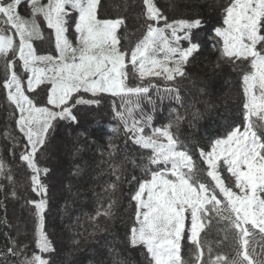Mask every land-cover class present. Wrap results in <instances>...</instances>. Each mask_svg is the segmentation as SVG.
I'll return each instance as SVG.
<instances>
[{
  "label": "snow or ice",
  "instance_id": "1",
  "mask_svg": "<svg viewBox=\"0 0 264 264\" xmlns=\"http://www.w3.org/2000/svg\"><path fill=\"white\" fill-rule=\"evenodd\" d=\"M22 7L27 16L21 14ZM180 7L173 5L174 10ZM100 8L101 0H0V90L18 113L15 127L22 139L13 137L14 149L22 146L19 160L31 173V192L40 197L25 201L32 212L38 252L27 255V245L10 239L11 246L0 256L6 264H54L56 248L46 233L48 187L41 178L50 170L40 166L39 158L62 122L79 129L77 142H87L89 129L82 126L79 106H98L107 95L120 101H113V113L139 157V163H132L143 171V177L132 175L129 181L134 224L125 234V244L139 249L145 264H264V0H227L222 25L209 29L220 60L242 73L243 119L239 126L229 123L223 134L196 146L205 168L198 166L192 148L181 139L184 117L175 108L169 111L175 118L166 124L154 126L153 117L157 101L161 112L165 100L183 105L179 85L191 78L187 69L203 50L200 32L205 20L198 12L170 16L157 0H141V36L125 46L120 32L126 18H101ZM42 24L50 30V49L43 54L33 44L44 39ZM150 78L162 79L165 86ZM211 86L206 81L201 91L208 94ZM109 148L110 157L119 154L115 145ZM127 161L126 155L112 165L117 182ZM72 174H80L79 165ZM0 176L13 186L10 195L16 198L17 184L3 161ZM117 182L106 186L109 202L104 208L101 198L92 221L114 218ZM217 224H223V239H231L234 255L214 254L203 238ZM94 229L107 231L98 223Z\"/></svg>",
  "mask_w": 264,
  "mask_h": 264
},
{
  "label": "trees",
  "instance_id": "2",
  "mask_svg": "<svg viewBox=\"0 0 264 264\" xmlns=\"http://www.w3.org/2000/svg\"><path fill=\"white\" fill-rule=\"evenodd\" d=\"M225 1L157 0L158 6L164 12L165 8L170 10L171 4L179 3L181 7L176 13H173L174 8L169 12L173 15H179L180 11L186 14L198 12L206 22V27L200 32L201 39L205 41L203 50L188 69L193 67L190 71L192 76L199 75L204 83L210 81L212 85L208 89L210 91L208 94H200L204 93L201 91L203 82L188 86L180 84L179 92L183 105L174 100H165L161 112L159 110L161 106L157 101L158 108L153 113L154 126L166 124L169 118L174 119L176 113H172L169 117V111L173 108L184 117L179 124L180 136L192 148L193 158L201 168L206 166L200 161L196 146L207 144L209 136L216 138L217 135L223 134L225 125L229 123L239 126L243 119L240 111L242 104L239 102L242 73L233 71L232 65L220 60L219 53L213 47L215 40L210 39L209 29L220 26L222 23V5L227 3ZM140 5L141 0H101L99 10L101 18H113V15L117 14L116 9H119L121 13L114 18H126V26L120 32L125 46L134 45L141 36ZM217 64H220L219 68ZM3 72V63L0 62V77L3 76ZM150 79L161 87L165 86L166 82L162 79ZM228 79L233 81L232 94L235 98H231L234 96L230 94L226 96L223 90ZM199 96L201 97L198 98ZM116 100L119 105V99L116 98ZM227 103L228 108L225 107ZM221 105L224 109H216ZM93 106L95 107L84 106L78 112L79 116L83 117L82 126L86 125L89 129L90 138L87 142L83 138L77 142L75 137L79 129L75 125H69L68 122H62L54 133L47 151L39 158L40 166L50 170L47 175L42 174L41 178L48 187L49 196L46 233L56 248L51 258L54 264H96L97 260H103V264H114V262L115 264H145L142 252L139 249H130L124 242L126 232L134 224L133 206L130 203V196L134 189L129 181L132 175L138 178L143 177L142 169L135 167L132 163V161L139 163V157L131 141L127 140L123 125L115 117L113 109L106 108L102 104ZM197 107L200 108L199 111ZM146 110H149L147 106ZM194 113L198 115L194 116ZM16 117L18 113H14V106L8 104L4 91L0 90V161L7 165V170L11 172L17 184V197L13 198L10 195L13 186L4 176H0V251H6L7 247L11 246L10 239H15L19 245H27L26 254L31 255L33 251L38 252L34 246L33 233L19 235L17 226L20 225L18 224L20 219L32 221V212L30 206L25 203L26 199L40 197L31 192L29 181L31 173L19 160L22 146L14 149L13 137L15 140L22 139V134L15 127ZM65 128L70 129V137H67ZM126 142L127 147H125ZM61 143L63 146L60 147ZM56 144L58 145L54 149ZM110 144L115 145V148L119 150L118 155L116 153H113L112 157L108 155L111 151ZM74 147L78 151L73 152ZM126 155L128 161L123 164L124 171L120 181L117 182L112 165L123 162ZM49 157H53L54 164L47 160ZM42 161L44 164L41 163ZM77 165L80 167V174L74 176L72 170ZM222 175L228 174L224 172ZM112 182H117L118 187L114 196L119 201L114 218L107 219L101 216L96 221H92L90 217L95 216L97 209L101 206V198H103V207H107L109 197L105 193V188ZM57 222H60V225H55ZM97 223L105 227L107 231H96L94 225ZM222 228L223 224H217L202 236L212 246L214 254L232 256L234 251L231 239L227 241L223 239ZM91 233L94 234L90 235ZM217 241L222 243L217 244ZM110 248L113 249L112 254H109ZM99 252H103L102 257L98 255ZM183 254L185 259L189 258L187 247L183 249ZM44 256L48 258L49 254ZM205 258H207V251ZM11 259L10 257L9 261ZM0 264H6L2 256H0Z\"/></svg>",
  "mask_w": 264,
  "mask_h": 264
},
{
  "label": "rangeland",
  "instance_id": "3",
  "mask_svg": "<svg viewBox=\"0 0 264 264\" xmlns=\"http://www.w3.org/2000/svg\"><path fill=\"white\" fill-rule=\"evenodd\" d=\"M47 1H45V0H41V3H46ZM225 2H227V0L225 1ZM171 6H173L172 4L170 5V10L173 8V7H171ZM166 7V6H165ZM117 11V14L115 13L114 15H113V18L111 17V18H104V19H115L114 17H117V15L118 14H120L121 13V11L119 10V9H116ZM165 10V13H167V14H169L170 16H172L173 15V13H176L177 12V9L176 10H174L175 12H169L168 11V9H164ZM20 12H21V14L22 15H25V16H27L28 15V11H27V8L26 7H22L21 9H20ZM181 12V11H180ZM218 12H221V11H218ZM206 19V18H205ZM222 21V20H221ZM221 25H222V23H221ZM220 25V26H221ZM42 30H43V34H44V39H43V41H41V40H34L33 41V44H34V47H36L37 49H39L40 51H41V53L43 54V53H46V52H48L49 51V49H50V45H49V42H48V33H49V31L50 30H47L46 29V25H43L42 24ZM69 38L70 39H72L73 40V42H74V39H75V37H74V34L73 33H70L69 34ZM192 69H193V67H191L190 69H187V71L189 72V75H190V79H185L181 84H183V85H196V84H201L204 80L201 78V77H199V75H196L195 77L194 76H192V74H191V72L190 71H192ZM26 79V78H25ZM204 83V82H203ZM232 85H233V81L231 80V79H228V82H227V84H226V86L224 87V91H225V94H227L226 96H228V94H230V95H232V96H234V97H231V98H235V95L234 94H232V91H233V88H232ZM208 91H210V90H208ZM239 93H240V98H241V100H239V102L241 103V101H242V99H243V92H242V90H239ZM200 94H204V93H200ZM212 95V94H211ZM85 96H86V98L88 97V94H85ZM206 96V95H205ZM213 96V95H212ZM211 96V97H212ZM201 96H199L198 98H200ZM214 98H216V99H218L217 98V96H213ZM230 97V96H229ZM113 101H115V103L117 104V100H116V98H113V97H111L110 98V96H107V95H105L104 96V99H102L101 100V103H100V105L102 104V106H106V108L107 107H111L112 108V105H113ZM218 101V100H217ZM222 102V101H221ZM118 105V104H117ZM82 107H84V106H79V109L80 108H82ZM95 106H91L90 108H94ZM222 107V105L220 106V107H216V109H218V110H221V109H224V108H221ZM225 107H227L228 108V103H227V106H225ZM90 110V109H89ZM197 110L199 111L200 110V108L199 107H197ZM78 115H79V113H78ZM74 126V125H73ZM65 133H67V137H70V135H71V131H70V129H66L65 128ZM58 144H56V145H54V149L56 148V146H57ZM61 146H63V144L61 143V145H60V147ZM47 159V158H46ZM48 161H50L51 163H53L54 164V159H53V157H49L48 159H47ZM42 164H44V161H42L41 162ZM31 220L32 221H21V219H20V221L18 222V224L20 223V225L19 226H17V227H19L17 230H18V234L19 235H27V234H32L33 233V218H31ZM60 222H57L55 225H60L59 224ZM16 227V228H17ZM25 240V239H24Z\"/></svg>",
  "mask_w": 264,
  "mask_h": 264
}]
</instances>
